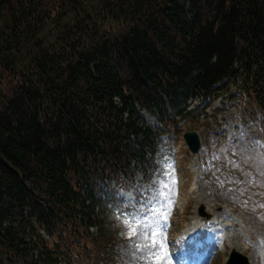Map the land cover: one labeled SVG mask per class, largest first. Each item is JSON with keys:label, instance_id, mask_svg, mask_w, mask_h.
Here are the masks:
<instances>
[{"label": "trees", "instance_id": "obj_1", "mask_svg": "<svg viewBox=\"0 0 264 264\" xmlns=\"http://www.w3.org/2000/svg\"><path fill=\"white\" fill-rule=\"evenodd\" d=\"M232 90L244 181L264 170V0H0V264H116L109 205L163 136L216 133Z\"/></svg>", "mask_w": 264, "mask_h": 264}, {"label": "rangeland", "instance_id": "obj_2", "mask_svg": "<svg viewBox=\"0 0 264 264\" xmlns=\"http://www.w3.org/2000/svg\"><path fill=\"white\" fill-rule=\"evenodd\" d=\"M238 101L226 102L227 132L232 131ZM222 103L216 100L212 109ZM186 130L183 127L180 133L163 138L151 184H144L142 174H138L136 184L142 187V196L134 199L133 193L125 194L131 207L120 203L109 206V224L116 232V264H180L174 252L181 239L178 231L184 227L185 231L197 219L208 222L210 232L218 231L225 237L222 242L208 235L220 245L210 252L213 259L209 264L225 263L235 248L252 264H264V206L256 200L259 190L256 194L247 189L257 172L262 171L258 175L264 182L263 164L253 158L256 172L249 175L245 170L243 181L236 167L239 164L230 159L231 147L225 144L229 138L200 130L202 147L197 160L198 156L187 154ZM203 227L202 222L199 228ZM182 264L195 262L184 260Z\"/></svg>", "mask_w": 264, "mask_h": 264}, {"label": "water", "instance_id": "obj_3", "mask_svg": "<svg viewBox=\"0 0 264 264\" xmlns=\"http://www.w3.org/2000/svg\"><path fill=\"white\" fill-rule=\"evenodd\" d=\"M184 138L187 141L189 148L193 152L196 153L199 151L202 146V140L201 135L198 131H187L184 135Z\"/></svg>", "mask_w": 264, "mask_h": 264}, {"label": "snow or ice", "instance_id": "obj_4", "mask_svg": "<svg viewBox=\"0 0 264 264\" xmlns=\"http://www.w3.org/2000/svg\"><path fill=\"white\" fill-rule=\"evenodd\" d=\"M134 231V230H133ZM153 246H154V242H153Z\"/></svg>", "mask_w": 264, "mask_h": 264}]
</instances>
